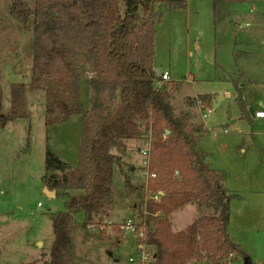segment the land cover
Returning a JSON list of instances; mask_svg holds the SVG:
<instances>
[{
	"label": "rangeland",
	"instance_id": "rangeland-1",
	"mask_svg": "<svg viewBox=\"0 0 264 264\" xmlns=\"http://www.w3.org/2000/svg\"><path fill=\"white\" fill-rule=\"evenodd\" d=\"M11 2L0 0V117L9 112L11 85L29 84L35 52V37L9 13ZM218 7L222 18L217 23L212 0H185L157 8L163 17L156 25L152 67L169 73L170 83L179 82L171 99L175 112H188L194 122L204 125L206 133L198 150L208 155L205 162L211 169L225 174V188L233 194L231 239L242 247L251 264H264V120L247 115L250 108L264 111V0H219ZM81 56L86 59L84 53ZM86 65L84 62L82 67L88 72ZM221 69L236 73V79L243 74L236 99L223 95L234 91L227 82L216 79ZM91 80L86 75L81 83L80 103L91 111L101 101L99 105L111 111L118 97L104 91L97 95ZM199 100H206L213 109L204 120ZM44 110V92L27 90L25 119L0 126V264L47 260L54 239L50 215L64 207L62 199L46 194V149L71 168L77 165L82 117L72 115L66 123L46 128ZM151 141V134L142 131L140 139L127 144L123 174L114 168L112 212L99 223L75 227L72 264H132L129 257L136 255L135 239L139 243L140 228L146 229V202H156L146 191L145 162ZM124 175L137 194H126ZM205 214L208 212L188 205L166 218L177 232ZM116 230L121 231L122 242L112 248L110 244L120 237ZM236 261L245 264L243 259Z\"/></svg>",
	"mask_w": 264,
	"mask_h": 264
},
{
	"label": "trees",
	"instance_id": "trees-1",
	"mask_svg": "<svg viewBox=\"0 0 264 264\" xmlns=\"http://www.w3.org/2000/svg\"><path fill=\"white\" fill-rule=\"evenodd\" d=\"M183 3L185 0H12L9 13L31 31L35 52L30 82L11 85L10 109L0 117V126L25 119L27 90L44 92L46 128L66 123L72 115L82 117L74 168L46 149L43 183L62 199L64 210L50 215L54 239L47 260L23 264H72L75 227L109 218L114 168L122 173L127 144L140 139L142 131L149 132L152 139L146 191L152 196L164 193L160 202H146L144 216L146 243L155 250L154 264H230L237 258L251 263L230 236L233 195L225 188V174L211 169L197 149L206 133L204 125L194 122L188 112H175L171 99L179 82L171 81L164 88L155 85L154 38L163 17L156 9ZM212 5L217 23L222 18L219 0H212ZM84 62L88 72L82 67ZM221 70L216 79L229 83L238 94L243 74L236 79V73ZM86 75H91L97 95L104 91L118 97L111 111L99 105L101 101L91 111L84 109L80 87ZM238 106L242 108L240 102ZM124 185L127 195L137 194L125 175ZM188 205L208 214L174 232L166 216ZM116 232L120 237L110 244L112 248L122 242L121 231Z\"/></svg>",
	"mask_w": 264,
	"mask_h": 264
},
{
	"label": "built area",
	"instance_id": "built-area-1",
	"mask_svg": "<svg viewBox=\"0 0 264 264\" xmlns=\"http://www.w3.org/2000/svg\"><path fill=\"white\" fill-rule=\"evenodd\" d=\"M157 78H158V81L156 82L157 88H160L161 84L170 81V75L167 72L159 73V76ZM223 95L225 97H227V96L233 97V94H231V93L229 94L225 91L223 92ZM198 108L200 109V116H201L202 120L206 119L209 115H211L213 113V109L206 102V100L205 101L199 100L198 101ZM253 118L258 119V120H262V119L264 120V111L254 112ZM148 151H149V149H148ZM143 153H146V152H143ZM146 163H147V160H146L145 164ZM163 197H164V193L161 191H158L155 194H153L152 199L156 202H160V200ZM125 202H128L127 198H125ZM128 226H130L129 223H128ZM120 228L123 229L122 226ZM126 229L129 230L130 227H126ZM132 231L134 232V229H132ZM146 237H147L146 231H144L142 228H140V231L138 233L139 243L136 242V239H135L136 255H134V256L132 255L129 257L130 263H132V264H154V262H155V255H154L155 250H154V247H152L146 243Z\"/></svg>",
	"mask_w": 264,
	"mask_h": 264
},
{
	"label": "water",
	"instance_id": "water-1",
	"mask_svg": "<svg viewBox=\"0 0 264 264\" xmlns=\"http://www.w3.org/2000/svg\"><path fill=\"white\" fill-rule=\"evenodd\" d=\"M155 74H156V77L159 76V72L157 70H154ZM233 98L235 99L236 98V94H233ZM249 113L253 116L254 112H253V109H249ZM46 194L51 197V198H54L55 197V193L54 192H50V191H47L46 190ZM150 228H151V233L154 232V225L153 223H150Z\"/></svg>",
	"mask_w": 264,
	"mask_h": 264
},
{
	"label": "crops",
	"instance_id": "crops-1",
	"mask_svg": "<svg viewBox=\"0 0 264 264\" xmlns=\"http://www.w3.org/2000/svg\"><path fill=\"white\" fill-rule=\"evenodd\" d=\"M246 53H247V54H251L250 52H246ZM189 80H190V79H189ZM222 82H224V81H222ZM228 84H229V83H228ZM229 85H230V84H229ZM241 87H242V86H241ZM241 87H240V88H241ZM240 88H239V92H238V94H240ZM232 91H234V90H232ZM231 94H236V97L238 96L237 92H235V91H234V93H231ZM235 99H236V98H235ZM241 111H242V110H241ZM241 113H242V112H241ZM249 114H250V113H249V110H248V114H247V115L249 116ZM257 120H258V119H257ZM260 121H263V119L260 120ZM131 143H132V142H130V144H131ZM197 149H198V147H197ZM205 157L207 158L208 155H206ZM208 165L211 167L210 164H208ZM229 194H231V193H229ZM231 195H233V194H231ZM231 200H232V199H231ZM230 203H231V201H230ZM189 206H190V205H189ZM230 224H231V220H230ZM229 230H230V228H229ZM229 232H230V236H231V238H232V233H233V232H232L231 230H230ZM232 239H233V238H232ZM237 261H238V260H237ZM237 261H235L234 263H230V264H239L240 262H237ZM251 261H252V260H251ZM251 263H252V262H251ZM251 263H250V264H251Z\"/></svg>",
	"mask_w": 264,
	"mask_h": 264
}]
</instances>
